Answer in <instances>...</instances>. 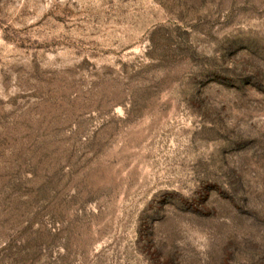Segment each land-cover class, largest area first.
I'll list each match as a JSON object with an SVG mask.
<instances>
[{
    "label": "rangeland",
    "instance_id": "rangeland-1",
    "mask_svg": "<svg viewBox=\"0 0 264 264\" xmlns=\"http://www.w3.org/2000/svg\"><path fill=\"white\" fill-rule=\"evenodd\" d=\"M0 264H264V0H0Z\"/></svg>",
    "mask_w": 264,
    "mask_h": 264
}]
</instances>
